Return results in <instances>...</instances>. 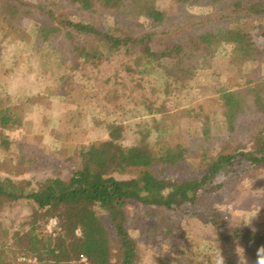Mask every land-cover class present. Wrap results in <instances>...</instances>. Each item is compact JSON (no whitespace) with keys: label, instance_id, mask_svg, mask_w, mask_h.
Masks as SVG:
<instances>
[{"label":"trees","instance_id":"trees-1","mask_svg":"<svg viewBox=\"0 0 264 264\" xmlns=\"http://www.w3.org/2000/svg\"><path fill=\"white\" fill-rule=\"evenodd\" d=\"M157 1L0 0V44L6 43L0 146L9 150L5 131L22 125L31 98L42 108L56 96L74 105L78 92L71 113L84 120L97 100L108 114L102 122L92 120L106 137L73 147L52 175L35 181L0 176V264H142L127 228L131 208L157 219L149 231L154 236L162 238L160 222L170 234L176 218L197 219L223 245L243 248L246 258L232 255L220 264H258L264 255L258 254L264 229L229 224L211 202L229 185L264 171V78L257 75L259 66L244 77L252 63L264 60V0H208L209 13L182 10L173 21ZM169 1L181 8L200 0ZM135 13L142 20H131ZM101 14L112 22L101 25ZM28 22L31 34L23 26ZM223 44L232 46L230 62L241 66L245 95L209 84L212 94H197V73L210 68ZM102 61L111 64L106 93L96 91L86 103L83 81H96L93 71ZM22 67L29 83L8 90L6 82L17 79ZM62 67L80 73L79 81L58 77ZM149 77L160 83L144 81ZM158 90L172 105L154 115ZM240 116L246 124L238 123ZM214 127L224 134L219 146ZM35 152L21 145L20 163L38 164ZM175 168L186 175H172ZM51 220L56 223L48 231Z\"/></svg>","mask_w":264,"mask_h":264},{"label":"rangeland","instance_id":"rangeland-1","mask_svg":"<svg viewBox=\"0 0 264 264\" xmlns=\"http://www.w3.org/2000/svg\"><path fill=\"white\" fill-rule=\"evenodd\" d=\"M156 5L164 9L172 21L182 10L202 17L209 13L212 8L208 0H200L198 3H191L181 8L169 0H158ZM130 19L133 21L142 20L138 13L132 14ZM96 21H99L101 25L110 24L112 18L109 15L101 14L96 17ZM23 26L31 34L33 23L28 22ZM5 47L6 43L0 44V60L5 56ZM232 55L231 45L223 44L218 48L210 68L206 72H199L196 75V81L201 83L195 85L196 88L194 89L197 94L203 93L204 95V92L212 94V89L206 85L209 84L215 86V89L228 86L233 88L234 91H239L245 95L246 88L242 86L245 78L237 71L241 66L230 62ZM112 63L114 65L118 64L116 61ZM255 68L257 69V75L264 78V60H260L259 65L252 63L244 77H251ZM93 72L96 78L95 82H92V80L83 81L85 92L82 93L81 97L85 99L86 103L92 100L93 96L91 94L96 93V91L103 95L106 93L103 82L111 73V64L102 61L99 64L98 71ZM23 73L22 67L17 72L19 75L17 79L10 78L11 82H6L8 90L18 89L25 83H29V79L25 78ZM57 74L58 77L65 78L68 81H71L73 77H75L74 80L81 77L80 73L72 72L66 67L58 69ZM137 76L136 73H133V77L137 78ZM4 78L3 72L0 71V97L5 91ZM144 81L160 83L159 80L153 77L144 78ZM195 92L192 95H195ZM74 95L75 100L72 101L74 105L63 102L61 96L52 98V102L47 108H42L43 105L37 104L34 98L25 102L22 109L24 118L22 125L5 131V138L10 143L9 150L7 151L0 146V161H4L3 168L0 171L1 177H9L14 180L34 179V181L44 179L52 175L56 167L60 165V161L64 159V155L70 152L73 147L98 142L106 137L103 126L92 121L96 119V121L102 122L104 118H107L106 110H101V104L97 100H93V105L96 106L93 107L92 103L89 102L92 107L87 106L88 114L86 119L83 120L82 117L75 115L73 112L71 113L76 107L75 103L80 102L79 96H77L78 92H75ZM87 97L91 99L87 100ZM108 97L109 95H107ZM137 97L139 96L137 95ZM152 102L154 115L159 112L163 104L169 107L172 105L171 101L168 102L166 93L159 90L153 95ZM192 102L194 103V101ZM92 112L95 114V118L91 117ZM238 123L246 124V117L240 116ZM178 134V137H181V131ZM242 134L246 137L245 133ZM213 137L214 145L219 146L218 139L224 137V134L214 127ZM186 138L187 136L184 137V140ZM21 145L28 152L36 150L35 154L39 157L38 164H25L27 161L23 164L20 163L19 155L21 154H18V152ZM189 147V153L193 159L196 154L195 148L192 144ZM23 152L21 153L23 154ZM226 152H229V150H226ZM46 163H49L50 166H47ZM184 169H189V167L185 165ZM63 173L66 174L67 170H64ZM171 174L177 177L186 175L183 168L172 169ZM211 202L215 204V208L221 212L229 224L264 229V171L251 174L229 185L218 192ZM176 219H179V223H172L174 232L170 234L164 233V230H162L164 228L163 223H159V226H161L159 231L162 233L161 238L160 233L156 236H154V232L149 233L150 228L155 225L157 219L154 216L148 217L144 211L131 208L127 228L130 235L137 241L142 264H164V259H169L170 264H200L201 262L203 264H220L221 261L232 255L237 258V261L246 258L240 245H223L217 239L211 226L204 225L197 219L181 217ZM54 226L53 223L49 222L47 230H52Z\"/></svg>","mask_w":264,"mask_h":264},{"label":"clouds","instance_id":"clouds-1","mask_svg":"<svg viewBox=\"0 0 264 264\" xmlns=\"http://www.w3.org/2000/svg\"><path fill=\"white\" fill-rule=\"evenodd\" d=\"M258 254H264V248L260 249ZM258 264H264V255H261Z\"/></svg>","mask_w":264,"mask_h":264},{"label":"built area","instance_id":"built-area-1","mask_svg":"<svg viewBox=\"0 0 264 264\" xmlns=\"http://www.w3.org/2000/svg\"><path fill=\"white\" fill-rule=\"evenodd\" d=\"M50 222L53 223L54 225H55V223H56L54 220H51Z\"/></svg>","mask_w":264,"mask_h":264}]
</instances>
